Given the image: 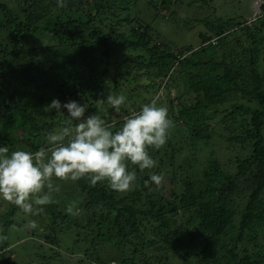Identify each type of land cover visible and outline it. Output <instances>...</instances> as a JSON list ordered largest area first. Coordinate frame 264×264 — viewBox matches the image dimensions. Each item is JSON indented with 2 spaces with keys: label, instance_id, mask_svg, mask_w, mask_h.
I'll return each mask as SVG.
<instances>
[{
  "label": "trees",
  "instance_id": "trees-1",
  "mask_svg": "<svg viewBox=\"0 0 264 264\" xmlns=\"http://www.w3.org/2000/svg\"><path fill=\"white\" fill-rule=\"evenodd\" d=\"M122 2L124 0H65V7H57L56 0H0V25H15L10 41H7L0 51V60L5 59V62L0 61V146H7L10 152L20 150L21 147L18 145L21 141L29 144L27 146L29 151H36L44 146L46 134L57 131L68 118L66 109H62L64 114L48 110L47 105L53 98L59 99L62 104L67 102L68 98L84 103L88 113L92 111L96 115L105 107L102 105L98 108L94 105L98 95L101 96L105 90L119 91L118 82L115 80V85H111V80L106 79L105 69H101L102 64L98 63L95 57L97 40L102 32L96 28L92 33L90 28L93 27L97 16H105L109 19L116 17L115 11L120 9L119 4ZM171 2L172 0H162V7L152 3L154 6L149 14L151 19L148 20L150 25L140 18L141 27L133 31L132 37L126 39L125 45L123 44L125 49H139L144 53L136 58L137 63L133 68L137 71L133 81L136 84L142 79L145 81L144 96L151 95L148 101L155 98L156 92L164 85L167 78L169 80L166 87L169 91L179 85L183 86L185 91L177 115L173 114L169 106L166 108L170 120L174 123L177 121L184 123L191 142L189 148L194 154L200 155L199 153L202 152V149L196 146L205 148L211 142L214 144L224 142L231 148L229 152L237 149L249 152V155L238 156L235 159L236 175L241 178L244 192L249 193L244 198V209L239 211L236 207L232 195L240 190L239 186L233 189V174L221 168L219 159L215 157L218 153L216 150L213 149L207 166L197 175L193 174L190 161L175 169L176 160L183 155L186 147L181 141L177 147L178 141L174 143L173 139L178 136L174 135L173 139L167 138V144L162 148L148 149L152 157H155L154 153L157 150L160 151L158 169L164 171L166 168V171L171 173L170 168H173L168 192L174 199L165 202L164 197H160L157 200L158 196L145 187L150 175L144 177V171L130 163L127 165L128 169L140 177L143 176L141 177L143 189L132 193L129 197L118 199L116 191L100 184L92 185L84 177L75 181L84 200L83 211L88 215L96 213L100 215V220L97 222L96 218L90 215V222L86 228L93 229L92 221L96 222L99 232L96 239H100L104 237L101 233L102 226L110 221V215H113L112 228L116 229V236L121 241L122 247L133 243L134 237L143 236L148 230V225L154 228L158 223L155 228L156 234L160 240H164L165 233L167 231L170 233L171 229L169 215L175 211V208H181L184 214L192 215L190 222L197 223V231L191 234V238L188 236L189 248H178L177 251H173L178 254L171 251L165 254L167 263H173L171 258L181 255L183 264H264V244L255 246L259 236L264 235V85L259 65L257 66L264 49H253L245 44L252 40V46H257L264 41V36L261 34L264 29V19L257 20L258 25L247 24L242 18L212 25L209 30L212 35L200 33L202 45L199 50L192 52V57L198 56L201 62L193 64L189 59L179 60L182 55L194 49L190 46L179 52V57L165 43L157 44L154 41V46H150L153 39L151 20L158 17L161 9H170ZM14 4L17 5V9L12 8ZM261 15L264 16V4L260 8V17ZM121 22L122 20L118 21ZM38 32H45L57 38L60 41L59 48L68 46L71 41L78 43V48L71 45L74 47L72 55L76 57L78 54L77 60L85 69V77H80V80L75 78V72H70L71 81L65 78L50 79V75L54 78L61 76V71L70 63V61H62L67 52H62L57 47L52 51L47 49L46 51L50 52L48 54L43 50H36L33 54L28 51L29 54L27 53L24 62L17 64L19 72L17 86H10L7 78L8 67L12 61L17 62L22 58L24 35H34ZM236 33L245 34L247 39L238 37L231 40ZM213 39H216L215 43ZM10 42L13 45L12 50L9 48ZM18 46L21 48L18 49ZM105 48L104 55L108 56L110 48L108 46ZM222 50L226 52L217 57L218 52ZM147 53L150 55L149 58L145 55ZM72 59L76 60V58ZM44 62L52 63L49 67L51 72L46 71ZM176 62L178 67L172 70ZM248 62L252 65L250 73L247 72L248 65L245 66ZM132 63L130 60V64ZM187 63L194 65L199 71L201 67L209 64L212 66L210 72L213 75L206 77L200 72H187L184 67ZM129 100L131 101L130 98ZM244 100L251 106L242 103ZM229 103V108L225 107ZM133 104L134 102L131 103ZM172 106L175 108L174 102ZM120 111L125 117L132 113L125 105L120 107ZM211 111L215 116L222 115L221 124L230 117L235 123L226 124L224 128L220 126L221 124L218 128L214 127L209 124L212 118ZM239 117L242 118L241 121H238ZM102 118L106 119V116L103 115ZM122 124L123 120L112 126V130L115 131ZM174 127L176 128V125ZM164 158H169V164V160L166 161ZM179 172L181 176L186 172L180 180L182 193H185L181 198L177 195L176 186ZM142 195L147 200L145 210L136 208L137 199H141ZM43 207L46 211L38 214L39 219L42 220L45 213L51 211L46 214L49 216L46 225L47 228L57 229V214L53 211L54 208L50 205ZM18 209L17 206L9 204L7 213L0 218V223L7 222ZM79 216L81 213H76V217ZM73 224L78 223L73 222ZM10 225L7 223L5 227ZM142 226L144 230L140 233ZM67 227L71 229V226ZM151 242L156 244L157 240ZM7 246L8 242L3 241L0 249ZM249 246H253L254 251L251 248L247 249ZM138 253L139 250L135 249L133 256L120 264H137ZM100 262L105 264L103 260ZM142 262L150 264L146 259Z\"/></svg>",
  "mask_w": 264,
  "mask_h": 264
},
{
  "label": "rangeland",
  "instance_id": "rangeland-1",
  "mask_svg": "<svg viewBox=\"0 0 264 264\" xmlns=\"http://www.w3.org/2000/svg\"><path fill=\"white\" fill-rule=\"evenodd\" d=\"M257 1L258 0H172L170 9H161L160 13H158V17L151 20L153 27V39H151L152 41L150 46H154V41L157 42V44L165 43L173 49L175 54H179V52L184 51L188 46H190L194 49L188 54L182 55L179 60L189 59L193 62V64H198L201 61L199 60L198 56L192 57V52L199 50L202 45L200 33L210 35L211 33L209 30L212 25H220L222 22H227L233 19L240 20V18H242V20L245 21L247 18H250L252 21H254V17L258 13V7L256 5ZM258 2H260V0ZM152 3L162 7V0H124V2L119 4L120 9L115 11L117 15L116 17L109 19L105 16H97L94 19L93 27L90 28V32L92 33L96 28L102 32V35L97 40L98 46H96L95 57L98 59V63L102 64L101 69H105L106 79L108 81L111 80L112 86H114V82L117 81L120 88L117 92L105 90L101 96L98 95V100L95 101L94 104L98 108L102 105L105 106L96 115H99L101 118L103 115H105L106 119L104 120L110 121L108 124L111 126H115L117 123L124 120L125 115L123 116L120 110L119 112L115 111L107 103L106 97L108 95H124L126 97L125 106L130 109L131 112L137 111L143 104L149 103L151 101H148L151 97L150 94L146 95V97L144 96L145 81L142 79L139 84H136L133 81L135 78V72L137 71L133 68L137 63L136 58L140 56V54L144 53H141L139 49H125L123 44L125 45L126 39L132 37L133 31H136L141 27L140 25H142V19L140 18H143L145 22H148L147 24L150 25L148 20L151 19L149 14L151 13L154 6ZM12 8L17 9V5L14 4ZM123 8L124 10H122ZM15 12L17 14L16 10ZM257 17V20L261 18L260 21L264 19V16L262 15L261 17L257 15ZM119 20H122V22L118 23ZM257 20H255L254 23L251 22L249 24L256 25L258 23ZM14 27V24H6L5 26L0 25V51L5 47L4 45L7 44V41H10L9 38L13 33ZM192 27H194V29H192ZM261 34L264 36V29L263 33ZM87 37L90 38L89 36ZM238 37H242L243 40L247 39L245 34L242 35L240 33H236L234 36H232L231 40ZM215 40L216 39H213L212 41ZM234 41H236V39ZM74 42L75 41H71L69 42L68 46H61V48H59L60 41L45 32H38L34 35L25 34L22 58L17 62L12 61L10 63V67H8L7 78L10 82V86H17V82L19 80L17 64L24 62L26 55L29 54L28 51L30 54H33V52L36 50H43L46 54H48L50 52L46 51L47 49L52 51L57 47L62 52H67L66 57L62 61H70V63L66 66V69L61 71V76H55L54 78L52 75H50V79L56 80L65 78L66 80L71 81L72 78L70 77L72 76L70 72H75V78L80 79V77H85V69L80 66L79 61L77 60L79 57L78 54H76V57H73L72 55L74 47L71 45H75L77 48L79 47V44ZM251 42L252 40L245 42V44L250 45L253 49H264V41L258 43L257 46H252ZM105 46L110 48L108 56L104 55V53H106ZM9 48L11 50L13 49L11 42ZM20 48L21 46H18V49ZM224 52L226 51H219L217 57L224 54ZM145 55L147 58L150 57L148 53ZM72 58H76V60H73ZM130 60H132V64H130ZM0 61L5 62V59H1ZM218 61L220 62V59H218ZM51 64L52 63L44 62L45 69L48 73L49 71H52L49 69ZM245 64V66L248 65L247 72L250 73V67H252L251 62ZM258 65L261 72L260 76L263 79L264 85V50L260 55L257 66ZM176 67H178L177 62L175 63L172 70H174ZM184 67L186 68L185 71L187 72H200L206 77L213 75L210 72L212 66L209 64L203 68L201 67L200 71L195 69L194 65L192 64L187 63ZM80 80H78V82H80ZM168 80L169 79L167 78L164 82V85L156 92L154 99L157 100V106L163 107L170 106V103L172 104L174 102L175 108L172 106L173 114L177 115L178 111L180 110V102L185 89L182 85H179L177 88L174 87L169 91V89L166 87ZM66 97L68 98V94ZM68 99L70 100V98ZM132 102H134L133 105H131ZM242 103H246L251 106V104L246 102V100H244ZM229 106L230 103L225 107L229 108ZM212 112L213 111L210 112V116L212 118L210 119L209 124L214 125V127L217 126L218 128L221 124L220 121L222 119V115L217 114L215 116L212 114ZM90 114H93V112L90 111L88 113L87 109L85 115ZM241 120L242 118L239 117L238 121ZM171 121L172 124L168 133V137L173 139V136L177 135L178 137L173 139L175 141L174 143H177L178 141L176 146L178 147L180 145L179 142L181 141L182 143L184 142L183 145L186 147L183 155L178 157L176 160L175 169H178L179 166H182L187 161H190L193 166L191 168L193 174L196 173L195 175H197L207 166V161L210 158V154L212 153L213 149L216 150L218 153L215 157L219 159L221 168L225 172L233 174V189L238 188L239 186L240 190L235 191L232 196L236 201L235 204L237 209L242 211L245 205L244 198L247 197L249 193L244 192V189L241 187V178L236 175L237 163L235 159L238 156H246V154L249 155V152L242 151L240 149L229 152L231 148H229V146L227 147L224 142L222 144H214L211 142L210 145L205 148L196 146L201 148L202 152L199 153L200 155H197L196 153L194 154L189 148L191 146V142L188 139L189 135H187L184 123L182 121H177L176 124L173 122V120ZM232 123L235 122L232 117H230L228 121L223 122L220 126L224 128L226 127V124L232 125ZM173 124L176 125V128ZM20 143L21 144L18 145L21 147L20 150L29 151L27 148L29 144H25L23 141ZM166 144L167 142L165 145ZM24 146H26V148H24ZM227 148H229V150ZM247 149L249 150L248 147ZM154 155L155 157L153 156V158L156 161V167L153 169L143 170V175L146 177L152 173H157L162 176V182L159 185H156L149 180L145 187L150 189L158 196L157 200H159L160 197H164L165 202L172 201L174 198L168 191L170 188V175L173 172V168H170L171 173L166 171V168L164 171L158 169L157 164L159 163V157H161V153L157 150ZM164 159L166 161L169 160V158ZM169 162L170 160L168 161V164ZM184 173L185 174L183 176L186 175V172ZM183 176H181V172H179L176 178L178 181L176 185L178 188L177 195L180 196V198L185 194L184 192L182 193L183 187L180 185L182 184L180 180H182ZM136 177L137 178L135 182L132 184L129 190L125 192L116 191V196L118 199L127 196L129 197L132 193L142 191L143 185L141 182L143 176H141V178L140 176L136 175ZM52 183L54 186H58L59 188V191L52 192L51 195L53 202L48 204L50 207H53L52 204L56 206L53 207V211L57 214V229H51L50 227L47 228L48 226L46 224L49 222V216L46 214L51 211L46 212L44 218L40 220L38 215L25 216V214L20 209L16 210V214L10 217L7 222L5 221L6 223L3 221L0 223V234L6 235L7 239L4 241L8 242V246L6 248H2L3 250L0 249V264H101V260H103L105 264H120L123 260L130 259V257L133 256L135 249L139 250V253L136 256L137 264H144L142 262L143 259H146L150 264H183L182 260L180 259L181 255L171 258L173 263H167L165 260V254L167 252L177 251L178 248H189V237L192 233H196L197 231V223L192 224L190 222L192 215L190 216L188 213L184 214L181 208H175V211L169 215L168 219L171 223V229L170 233L168 231L165 233L164 240H160V237L156 234L157 231L155 228L159 224L156 222L158 224H156L154 228H150L148 225V230L143 236L134 237L133 243L128 244L127 247H122L121 241L118 240L116 236V229L112 228L113 222L111 220L113 219V215H110L111 220L107 223H104L101 228V233L104 235V237L96 239L99 233L96 222L100 220V215L98 213L88 215V213L86 214V212L83 211L82 206L84 200L77 189L75 181L53 178ZM96 184H100L111 190L107 181H98ZM211 197L212 196L210 195V199ZM137 200L138 204H136V208L145 210L147 206V200L145 197L142 195L141 199ZM9 204L10 203L7 201L0 200V218L1 216L5 215V213H7L6 209H8ZM69 207H72L76 211L74 213H70L67 210ZM44 211H46L45 208ZM78 212L81 213V216L76 217V213ZM90 215L96 218V222L92 221V225H94L93 229L86 228V225L90 222ZM30 220H35L37 222V227L35 229H31L27 226ZM69 222L70 225H68ZM73 222L78 224H73ZM7 223L11 225L5 227V224ZM67 226H71V229H68ZM143 230L144 227L142 226L140 228V233ZM48 237L49 239H47ZM179 238L183 239L180 240ZM152 240H157V243L153 244L151 242ZM169 242L171 245H169ZM2 243L3 241H0V246ZM263 244L264 235H260L257 239V242L255 243V246L259 247V245ZM248 248L253 250V246H249L247 249ZM242 250L243 248L241 251ZM173 253L178 254L177 252ZM157 258L159 259L157 260Z\"/></svg>",
  "mask_w": 264,
  "mask_h": 264
},
{
  "label": "clouds",
  "instance_id": "clouds-1",
  "mask_svg": "<svg viewBox=\"0 0 264 264\" xmlns=\"http://www.w3.org/2000/svg\"><path fill=\"white\" fill-rule=\"evenodd\" d=\"M56 5L65 7V0H56ZM106 99L117 112L126 103L122 94ZM47 108L63 114L62 109H66L68 118L57 131L46 134L44 146L36 151L11 152L0 146V200L17 206L25 216H36L53 202L52 192L59 191L53 178L77 181L86 177L92 185L107 181L114 191L129 190L137 177L127 165L140 170L155 168L148 149H159L166 143L172 124L167 108L157 106L156 99L125 117L115 131L99 115H85L87 106L76 100L62 104L53 98ZM149 180L159 185L162 176L152 173ZM67 210L76 211L72 207ZM27 226L35 229L37 222L30 220ZM6 239L0 234V241Z\"/></svg>",
  "mask_w": 264,
  "mask_h": 264
},
{
  "label": "built area",
  "instance_id": "built-area-1",
  "mask_svg": "<svg viewBox=\"0 0 264 264\" xmlns=\"http://www.w3.org/2000/svg\"><path fill=\"white\" fill-rule=\"evenodd\" d=\"M258 1H259V0H258ZM258 1L256 2V5H257V7H258V8H257V12H258L257 15L260 16V8H261V6L264 4V0H260V2H258ZM257 15L254 17V18H255L254 21L257 20V18H258ZM256 17H257V18H256ZM254 21H252L250 18H247V19H246V22H247L248 24L251 23V22H254ZM213 43H215V41H213Z\"/></svg>",
  "mask_w": 264,
  "mask_h": 264
},
{
  "label": "water",
  "instance_id": "water-1",
  "mask_svg": "<svg viewBox=\"0 0 264 264\" xmlns=\"http://www.w3.org/2000/svg\"><path fill=\"white\" fill-rule=\"evenodd\" d=\"M170 108H171V110H173V108H172V104L170 103V106H169Z\"/></svg>",
  "mask_w": 264,
  "mask_h": 264
}]
</instances>
